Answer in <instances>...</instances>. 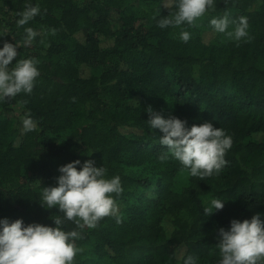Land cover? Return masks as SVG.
<instances>
[{
  "label": "trees",
  "instance_id": "trees-1",
  "mask_svg": "<svg viewBox=\"0 0 264 264\" xmlns=\"http://www.w3.org/2000/svg\"><path fill=\"white\" fill-rule=\"evenodd\" d=\"M30 2L41 14L27 26L56 33L23 46L16 20L25 0H0V46L19 41L17 59L40 61L32 93L0 103V218L54 226L62 213L41 205L44 187L56 186L59 166L92 159L121 179V222L108 216L85 228L74 264H182L188 255L217 264L220 227L256 213L264 220V2L216 0L182 26L187 43L181 28L157 26V9L168 14L161 0ZM224 12L247 18L250 39L214 32L210 19ZM148 107L231 135L220 174L190 176L149 126ZM26 114L33 132H23ZM212 198L224 207L205 214Z\"/></svg>",
  "mask_w": 264,
  "mask_h": 264
},
{
  "label": "clouds",
  "instance_id": "clouds-1",
  "mask_svg": "<svg viewBox=\"0 0 264 264\" xmlns=\"http://www.w3.org/2000/svg\"><path fill=\"white\" fill-rule=\"evenodd\" d=\"M215 4L216 0H161L160 6L168 9V14L161 16L159 7L153 19L160 17L156 22L161 29L181 28L180 39L187 43L191 33L182 26H193L209 10H214ZM40 14L39 3L33 5L30 0H25L24 10L17 13L16 25L24 30L22 43L25 47L38 36L56 33L55 29L42 32L27 26ZM209 23L214 32L226 34L237 42L250 39L246 17L232 20L229 13L224 12L211 18ZM230 24L234 26L233 30L227 31ZM5 34L0 33V37ZM17 47H21L19 41L15 44L5 41L0 46V103L21 93L30 95L40 75L37 67L40 61L35 57L17 59ZM14 59L15 64L10 66ZM145 111L151 129L162 133L160 144L167 146L171 157L188 169L190 176L203 180L219 175L225 168L228 163L225 155L233 141L223 128L214 127L211 121L188 126L186 120L175 116L165 118L151 107ZM36 128L37 121L26 114L22 119L23 132H33ZM58 172L56 186L44 187L41 205L46 204L48 209L56 207L62 216L51 218L54 226L25 224L21 218L11 221L7 217L0 218V264H74L75 256L82 251L76 241L82 239L85 228H95L108 216L121 222L115 199L123 191L118 175L109 177L107 169L103 165L95 166L92 159L83 163L78 159L70 161L59 166ZM225 201L210 199L203 207L204 213L223 209ZM261 215L256 213L250 219H232L227 230L223 227L217 230L216 247L220 257L217 264H264V220ZM66 221H72L76 229L66 231L63 227ZM182 264H199V260L188 255L182 258Z\"/></svg>",
  "mask_w": 264,
  "mask_h": 264
},
{
  "label": "rangeland",
  "instance_id": "rangeland-1",
  "mask_svg": "<svg viewBox=\"0 0 264 264\" xmlns=\"http://www.w3.org/2000/svg\"><path fill=\"white\" fill-rule=\"evenodd\" d=\"M180 255H181V253H180Z\"/></svg>",
  "mask_w": 264,
  "mask_h": 264
}]
</instances>
